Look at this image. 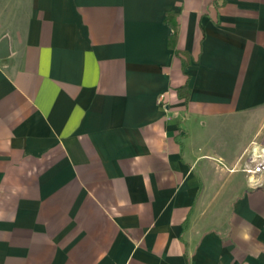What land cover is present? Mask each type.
Listing matches in <instances>:
<instances>
[{
    "label": "crops",
    "instance_id": "0c3cea01",
    "mask_svg": "<svg viewBox=\"0 0 264 264\" xmlns=\"http://www.w3.org/2000/svg\"><path fill=\"white\" fill-rule=\"evenodd\" d=\"M4 42L0 264H264V0H0Z\"/></svg>",
    "mask_w": 264,
    "mask_h": 264
},
{
    "label": "built area",
    "instance_id": "2783aa9c",
    "mask_svg": "<svg viewBox=\"0 0 264 264\" xmlns=\"http://www.w3.org/2000/svg\"><path fill=\"white\" fill-rule=\"evenodd\" d=\"M247 164L250 166L245 170L249 182L261 186L259 179L264 177V138L252 143L248 151Z\"/></svg>",
    "mask_w": 264,
    "mask_h": 264
},
{
    "label": "trees",
    "instance_id": "16d2710c",
    "mask_svg": "<svg viewBox=\"0 0 264 264\" xmlns=\"http://www.w3.org/2000/svg\"><path fill=\"white\" fill-rule=\"evenodd\" d=\"M172 17H173L172 15H168L166 19L168 21L172 22V20H171ZM172 26H173V29H174V35L172 36V38L170 40L169 46H170V48L176 50V43H177V26H176V23L175 22H172ZM176 53H177L178 56L181 55V53L178 52L177 50H176ZM185 66H187V62L184 63V67ZM177 93H178V95H179L180 98L188 101L189 94H190V87H189V85L186 84L185 86L179 88L177 90Z\"/></svg>",
    "mask_w": 264,
    "mask_h": 264
},
{
    "label": "water",
    "instance_id": "95a60500",
    "mask_svg": "<svg viewBox=\"0 0 264 264\" xmlns=\"http://www.w3.org/2000/svg\"><path fill=\"white\" fill-rule=\"evenodd\" d=\"M8 54V46L7 44L4 42L2 43V45L0 46V58H4L6 57Z\"/></svg>",
    "mask_w": 264,
    "mask_h": 264
}]
</instances>
